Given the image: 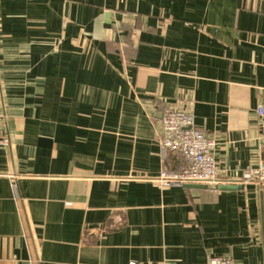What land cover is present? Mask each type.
Masks as SVG:
<instances>
[{
	"label": "crops",
	"instance_id": "obj_1",
	"mask_svg": "<svg viewBox=\"0 0 264 264\" xmlns=\"http://www.w3.org/2000/svg\"><path fill=\"white\" fill-rule=\"evenodd\" d=\"M169 102L264 161V0H0V264H264V186L157 181Z\"/></svg>",
	"mask_w": 264,
	"mask_h": 264
},
{
	"label": "built area",
	"instance_id": "obj_2",
	"mask_svg": "<svg viewBox=\"0 0 264 264\" xmlns=\"http://www.w3.org/2000/svg\"><path fill=\"white\" fill-rule=\"evenodd\" d=\"M162 114L160 144L165 156H172L182 163L176 169H164L157 181L162 186H224L236 183L245 186H264V161L258 167L248 168L239 182L228 181L221 175L216 158L218 141L216 137L195 126L194 115L176 104H165ZM258 116L263 120L260 142L264 149V108ZM1 177V175H0ZM11 178V177H10ZM132 264H147L137 263ZM207 264H239L231 257H211Z\"/></svg>",
	"mask_w": 264,
	"mask_h": 264
},
{
	"label": "water",
	"instance_id": "obj_3",
	"mask_svg": "<svg viewBox=\"0 0 264 264\" xmlns=\"http://www.w3.org/2000/svg\"><path fill=\"white\" fill-rule=\"evenodd\" d=\"M189 187L198 188V189L211 188V189L223 190V191H225V190H241L242 189L241 186H234V185H224V186L189 185Z\"/></svg>",
	"mask_w": 264,
	"mask_h": 264
}]
</instances>
